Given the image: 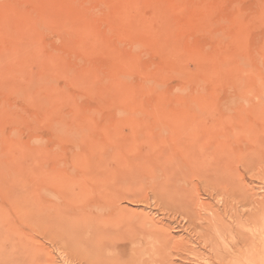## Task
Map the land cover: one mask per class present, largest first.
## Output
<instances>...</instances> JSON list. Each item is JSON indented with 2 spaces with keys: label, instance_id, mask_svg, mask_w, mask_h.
<instances>
[{
  "label": "rangeland",
  "instance_id": "rangeland-1",
  "mask_svg": "<svg viewBox=\"0 0 264 264\" xmlns=\"http://www.w3.org/2000/svg\"><path fill=\"white\" fill-rule=\"evenodd\" d=\"M262 110L264 0H0V208L15 214L16 197L47 216L67 187L111 198L118 212L105 210L112 225L91 248L28 218L45 256L24 264H127L133 243L156 240L163 257L148 249L143 264H231L246 247L260 250L264 146L256 154L253 143L264 144ZM201 140L209 164L199 177L179 150ZM219 144L234 152L228 168ZM167 149L179 163L166 164Z\"/></svg>",
  "mask_w": 264,
  "mask_h": 264
},
{
  "label": "bare ground",
  "instance_id": "bare-ground-1",
  "mask_svg": "<svg viewBox=\"0 0 264 264\" xmlns=\"http://www.w3.org/2000/svg\"><path fill=\"white\" fill-rule=\"evenodd\" d=\"M173 1V0H172ZM185 1V0H184ZM182 3V2H181ZM192 3V2H191ZM209 3V2H208ZM181 7H183V6H181ZM191 7V6H190ZM202 7H203V5H202ZM52 8V7H51ZM184 8V7H183ZM189 8V7H188ZM187 8V9H188ZM194 8V7H193ZM204 8V7H203ZM208 8V7H207ZM181 9V8H180ZM202 9V8H201ZM206 9V8H205ZM182 10V9H181ZM184 10V9H183ZM208 10V9H207ZM213 10H215V9H213ZM192 12V11H191ZM202 12V11H201ZM205 12V11H204ZM230 12V11H229ZM203 13V12H202ZM74 14V13H73ZM197 14V13H196ZM210 14V13H209ZM205 15V14H204ZM211 15V14H210ZM210 17V16H209ZM73 18H74V16H73ZM63 19V18H62ZM174 21V20H173ZM168 23H169V21H168ZM64 24V22L62 23V25ZM145 26V25H144ZM64 28V27H63ZM65 29V28H64ZM166 29V28H165ZM160 30V29H159ZM82 32V31H81ZM81 32H79V34L81 33ZM78 33V32H77ZM146 33V32H145ZM171 33V32H170ZM78 34V36H84L85 34H84V32H83V34L84 35H79ZM119 34V33H118ZM74 35H76V34H74ZM156 36V35H155ZM167 37V36H166ZM166 37H165V39H166ZM81 38V37H80ZM157 38V37H156ZM164 39V40H165ZM167 40H168V38H167ZM102 43H103V41H101ZM106 42V41H105ZM169 42H172V41H169ZM99 44H100V42H98ZM83 65V64H82ZM259 107V106H258ZM245 108H248V107H245ZM257 110H258V108L257 107H255ZM259 109H260V107H259ZM262 109H263V107H262ZM228 110V109H227ZM242 110V109H241ZM241 110L239 111L240 113H241ZM252 110V109H251ZM264 110H262L260 113H262ZM201 112V111H200ZM226 113H227V111H225ZM238 112V113H239ZM253 112H257V111H253ZM237 113V114H238ZM259 113V114H260ZM255 115L257 114V116H254L255 118L257 117L258 118V112L257 113H254ZM263 114V113H262ZM236 115V114H235ZM234 115V116H235ZM250 115V114H249ZM221 116H222V114H221ZM227 116H229L228 114H227ZM239 116V115H238ZM230 117V116H229ZM264 117V114H263V116H262V118ZM221 119H222V117H220ZM224 118H227V117H225L224 116ZM253 118V117H252ZM261 118V119H262ZM220 119V120H221ZM259 119V118H258ZM175 120V119H174ZM181 120V119H180ZM224 120H226V119H224ZM247 120V119H246ZM262 120H264V119H262ZM261 120V121H262ZM184 121V120H183ZM183 121H181V122H183ZM233 121V120H232ZM237 121V120H236ZM235 121V122H236ZM176 122H178V124L180 125L181 124V122H179V120L178 121H176ZM217 121H215V123H216ZM235 122H233V123H235ZM249 122V121H248ZM254 122V119H253V121H252V123ZM263 122V121H262ZM189 123V122H188ZM205 123V122H204ZM209 123V122H208ZM237 123H238V121H237ZM251 123V122H250ZM255 123V122H254ZM167 124V123H166ZM185 124H187V121H186V123ZM228 124H231L230 122H228ZM175 125H176V123H175ZM183 125V124H182ZM188 125H191V124H188ZM235 125H236V127H238V126H240L239 125V123H238V126H237V124L235 123ZM255 125H256V123H255ZM185 126V125H184ZM194 126V125H193ZM195 126H196V124H195ZM232 126V125H231ZM191 127V126H190ZM204 127H206V125L204 126ZM215 127H219V124H218V126L217 125H215ZM230 127V126H229ZM261 127V126H260ZM192 128V127H191ZM202 128V127H201ZM208 128V127H207ZM233 128V127H232ZM246 129V128H245ZM185 130H187V129H184V131ZM241 130V129H240ZM260 130V129H259ZM188 131V130H187ZM210 131V130H209ZM261 131H262V129H261ZM163 132H164V130H163ZM251 132H252V129H251ZM188 134H189V132H187ZM209 133V132H208ZM261 133V132H260ZM212 134V133H211ZM239 134V133H238ZM254 134V133H253ZM262 134H264L263 132H262ZM190 135V134H189ZM189 135H187V136H189ZM214 135V134H213ZM212 135V136H213ZM238 136V135H237ZM236 136V137H237ZM241 136V135H240ZM250 136V135H249ZM260 136H261V134H260ZM155 137H157V136H155ZM190 137V136H189ZM192 137V136H191ZM190 137V139L191 140H193V138H194V140L196 139L195 138V136H193L192 138ZM223 137H224V135H223ZM234 137H235V135H234ZM234 137H231V139H234ZM245 137V136H244ZM158 138V137H157ZM159 138H161V137H159ZM227 137H224V139H226ZM240 138V137H239ZM154 139H156V138H154ZM165 139V138H164ZM179 139V145L181 144V142L182 141H180V138H178ZM241 140H242V138H240ZM244 139V138H243ZM246 139V138H245ZM138 140V139H137ZM158 140V139H157ZM161 140V139H160ZM189 140V139H188ZM190 140V141H191ZM193 140V141H194ZM218 140V139H217ZM216 140V141H217ZM223 140V139H222ZM227 140V139H226ZM229 140V139H228ZM247 140V139H246ZM245 140V141H246ZM253 140V139H252ZM209 141V140H208ZM225 141V140H224ZM244 141V140H243ZM258 141H259V139H258ZM173 142V141H172ZM187 143H188V141H186ZM192 142V141H191ZM200 142V141H199ZM220 142V141H219ZM231 142H232V140H231ZM255 142V141H254ZM262 142H264V141H262ZM140 142H138V144H139ZM186 143V144H187ZM203 142H202V140H201V144H202ZM221 143V142H220ZM233 143V142H232ZM234 143H236V138H235V142ZM154 144H155V142H154ZM165 144V143H164ZM174 144V143H173ZM182 144H183V142H182ZM189 144V145H188ZM187 145H188V147L186 148H183V150L181 149V150H179V151H181V153H183L184 152V156H183V159H184V161L186 162V163H189V165H190V170H193L194 168H193V166L195 165V166H198V167H196L195 169L199 172V169L201 170V167H202V165H203V157H202V155H201V153H204L203 151H204V149H205V143L204 144H202V145H200L198 142H196V143H192V146H190V143H188ZM248 144H251V142H249ZM256 147H254L255 149H254V152H256V151H258V149H259V147L261 148V146L263 147L264 146V144H258V143H253ZM253 144H251V145H253ZM114 145V144H113ZM158 144H156V146H157ZM178 145V146H179ZM184 145H185V143H184ZM200 145V146H199ZM240 144H238V146H239ZM259 145V146H258ZM111 146V145H110ZM138 146V145H137ZM152 146V145H151ZM206 146H210V145H206ZM219 146H220V144H219ZM226 146V145H225ZM244 146H245V144H244ZM157 147H162V146H157ZM157 147H156V149H157ZM172 147V146H171ZM215 147V146H214ZM213 147V148H214ZM232 147V146H231ZM80 148V147H79ZM78 148V149H79ZM110 148H113V147H110ZM215 148H217V144H216V147ZM214 148V150H215V152H216V149ZM238 148V147H237ZM246 148V147H245ZM244 148V149H245ZM116 149H121L120 147L119 148H116ZM155 149V148H154ZM154 149H153V151H154ZM155 149V150H156ZM170 149V148H169ZM169 149H167V151L169 150ZM173 149V148H172ZM231 149L232 148H230V147H221L220 146V151H219V153L221 152V154H220V157L223 159V161L222 160H219L220 159V157L218 158L217 156H216V158L218 159L217 161L218 162H220V161H222L223 163H224V165L228 168V167H230V166H228L229 164L227 163L228 161L226 160V159H230V160H232L233 158V156L231 155V154H233L232 152H231ZM236 149V148H235ZM113 150H115L114 148L112 149V151ZM158 150H159V148H158ZM234 150V149H233ZM249 150H251V149H249ZM260 150V149H259ZM263 148L261 149V155H263L264 153H262L263 151ZM87 151V150H86ZM118 152H119V150H117ZM134 151V150H133ZM161 152H162V149L160 150ZM165 152H167L166 150H164ZM176 152H177V150H175ZM235 151V150H234ZM239 152H240V150H238ZM101 153H102V151H100ZM158 153H160V155H161V152H159V151H157ZM156 152V153H157ZM171 152H173L172 150H171ZM170 150H169V152H167V154L166 153H164V154H166V158H165V160H167L168 159V155H169V158H170V160L169 161H167V163L166 164H168V162L170 163V161H173V158H175V157H173V156H170ZM219 153H217V155H219ZM241 153H243V152H241ZM241 153H239V156L241 157V159L243 160V162H244V156H246L245 155V153L246 154H249V153H247V152H245V153H243L242 155H244V156H241ZM258 153H260L259 151H258ZM123 154V153H122ZM140 154V153H139ZM173 154V153H172ZM177 154H180L179 152L177 153ZM256 154H257V152H256ZM41 155V154H40ZM83 155H84V153H83ZM181 155V154H180ZM213 155V154H212ZM252 155V154H251ZM251 155H249V156H251ZM260 155V154H259ZM259 155H258V157H259ZM148 155H146V157H147ZM153 156V155H152ZM154 156H155V153H154ZM157 156H159V154L157 155ZM157 156L155 157V159L157 158ZM163 156V154L161 155V157ZM176 157H177V155H175ZM236 156V155H235ZM238 156V155H237ZM236 156V157H237ZM47 157V156H46ZM45 157V158H46ZM101 157L103 158V156L101 155ZM137 157V156H136ZM160 156L158 157V158H161ZM171 157H172V160H171ZM181 157V156H180ZM260 157H262V156H260ZM48 158V157H47ZM97 158H99V156L97 157ZM178 158V157H177ZM176 158V159H177ZM232 158V159H231ZM246 158H248V157H246ZM103 159H105V158H103ZM137 159H139V157L137 158ZM149 159V158H148ZM162 159V158H161ZM182 159V158H181ZM237 159V158H236ZM236 159H235V164L234 165H237V161H236ZM240 158H239V160H241ZM250 159H251V157H250ZM250 159H246L247 161L248 160H250ZM258 159V158H257ZM107 160H109V159H107ZM157 160V159H156ZM159 160V159H158ZM156 161V162H158V163H160L159 161ZM178 160H179V158L177 159V163H179L178 162ZM225 160H226V162H225ZM229 160V161H230ZM245 160V161H246ZM252 160H255V157H254V159H253V156H252ZM259 160V159H258ZM45 161H46V159H45ZM106 161V160H105ZM136 161V160H135ZM146 161V160H145ZM151 161V160H150ZM216 161V160H215ZM104 162V161H103ZM166 162V161H165ZM175 162V161H174ZM175 162V163H176ZM222 162H220V163H222ZM88 163V162H87ZM92 163H94V162H92ZM135 163H137V162H135ZM158 163L156 164V165H158ZM204 163H208V162H204ZM227 163V164H226ZM230 163V162H229ZM249 163V162H248ZM47 164H48V162H47ZM125 164V163H124ZM162 164V163H161ZM205 164V165H206ZM209 164V163H208ZM233 164V163H232ZM245 165L247 164V162L246 163H244ZM243 164V165H244ZM96 165V164H95ZM155 165V166H156ZM205 165L203 166V167H205ZM216 165H218L217 164V162H216V164H215V166ZM244 165V166H245ZM248 165V164H247ZM246 165V166H247ZM49 166V165H48ZM90 166V165H89ZM118 166V165H117ZM154 166V167H155ZM180 166V165H179ZM209 166V165H208ZM233 166V165H232ZM32 167V166H31ZM83 167H85V166H83ZM153 167V168H154ZM172 167H173V165H172ZM210 167V166H209ZM221 166L219 165V168H220ZM35 168V167H34ZM34 168H32L33 170H34ZM159 168V167H158ZM158 168H157V166H156V168L155 169H157L158 170ZM161 168H162V166H161ZM169 168H170V166H169ZM184 168V167H183ZM216 168V167H215ZM222 168V167H221ZM226 168V169H227ZM249 168H253V167H249ZM166 169V168H165ZM173 169H175V168H173ZM217 169V168H216ZM225 169V168H224ZM225 169V171H227ZM185 170V169H184ZM187 170V169H186ZM203 170V169H202ZM202 170H201V172H202ZM220 170V169H219ZM223 170V169H222ZM229 170L231 171V168H229ZM46 171V170H45ZM45 171H44V173H45ZM67 171V170H66ZM163 171V170H162ZM181 171V170H180ZM204 171V170H203ZM224 171V170H223ZM68 172V171H67ZM167 172L169 173V171H168V169H167ZM171 172V171H170ZM176 172H179L178 170L176 171ZM183 172V171H182ZM192 172V171H191ZM197 172V173H198ZM201 172H199V177L203 174V173H201ZM233 172V171H232ZM235 172V171H234ZM233 172V173H234ZM28 173V172H27ZM41 173V172H40ZM53 173H54V171H53ZM158 173V172H157ZM168 173L166 174V175H168ZM226 172H224V174H225ZM54 174H56V173H54ZM141 174V173H140ZM139 174V175H140ZM171 174V173H170ZM169 174V176H172V175H170ZM174 175H175V173H173ZM177 174V173H176ZM193 174V173H192ZM220 174V173H219ZM228 174V173H227ZM231 174V173H230ZM48 175V174H47ZM50 175V174H49ZM87 175V174H86ZM105 175V174H104ZM125 175V174H124ZM180 175V174H179ZM187 175H188V173H187ZM222 175V174H221ZM220 175V176H221ZM42 176H44V175H42ZM88 176V175H87ZM126 176V175H125ZM124 176V177H125ZM181 176V175H180ZM190 176V175H189ZM75 177V176H74ZM173 177V176H172ZM191 177V176H190ZM71 178H72V176H71ZM101 178V177H100ZM181 178V177H180ZM48 179H50V178H48ZM64 180V179H63ZM67 180V179H66ZM133 180V179H132ZM164 180V179H163ZM188 180V179H187ZM189 180H190V178H189ZM192 180V179H191ZM190 180V181H191ZM167 182H168V180H166ZM165 181V182H166ZM170 181V180H169ZM21 182H23V181H21ZM41 182V181H40ZM71 182V181H70ZM70 182H69V184H70ZM94 182V181H93ZM134 182H136V184H138V181H135V180H133L132 181V183H134ZM167 182H166V184H167ZM44 183V182H43ZM98 183V182H97ZM96 183V184H97ZM104 183H105V181H104ZM185 183V182H184ZM68 184V185H69ZM93 184V183H92ZM49 185V184H48ZM182 185V184H181ZM37 186V185H36ZM54 186V185H53ZM57 186V185H56ZM55 186V187H56ZM70 186V185H69ZM129 186H131V185H129ZM166 186V185H165ZM164 186V187H165ZM186 186V185H185ZM55 187H53L54 189H55ZM71 187V186H70ZM44 188V187H43ZM46 188V187H45ZM51 188V187H50ZM52 188V189H53ZM99 188V187H98ZM100 188H102L101 186H100ZM168 187H166V189H167ZM22 189V188H21ZM23 189H24V187H23ZM22 189V190H23ZM53 189V190H54ZM79 189V188H78ZM116 190H117V188H115ZM133 189V188H132ZM165 189V188H164ZM26 190V189H25ZM41 190H43V189H41ZM48 190V189H47ZM47 190H46V193H47ZM55 190H57V189H55ZM74 190V189H73ZM99 190V189H98ZM61 191H63V190H61ZM29 193H30V191H28ZM57 192H59L58 190H57ZM98 192V191H97ZM161 192V191H160ZM181 191H179V193H180ZM4 193V192H3ZM182 193V192H181ZM51 194V193H50ZM58 194V193H57ZM59 194H60V192H59ZM58 194V195H59ZM99 194V193H98ZM10 195V194H9ZM52 195V194H51ZM57 195V196H58ZM19 196H20V194H19ZM30 196V195H29ZM35 196V195H34ZM42 196H44V195H42ZM120 196V195H119ZM7 197V196H6ZM68 197H75V198H68ZM117 197V196H116ZM180 197H181V199H180V203H181V205L183 206V207H187L188 209L190 208V206H191V203H188L189 205H187V203H186V201L185 200H187V199H185L186 197H184V195H183V193L182 194H180ZM51 198V197H50ZM60 198H62V196L60 197ZM63 200H65L67 203H65L63 200H61V203H60V201H57V202H53V203H50L49 205L50 206H48L47 208H46V215L47 216H45V214H41V216H37V215H40V214H38L37 213V209L35 210L36 212L35 213H37V214H34V212H33V206H34V204H36V202H33V203H30L29 201H27V200H24V201H20L19 199H16V197H15V200H17L16 201V203L18 204L17 206H14L13 208H15V209H13V210H11V211H13V212H15V214H11L10 213V211H9V209L7 210L6 208L4 209V208H0V264H24V261L25 260H27V261H31V260H34V259H39L40 258V256H45V253L44 252H42V249H38V247L37 248H35V246H33V244H32V239L30 238V235L28 234V232L26 231V228H27V220H28V218H31V219H33L34 221H35V223H36V229L35 230H37V231H40V232H43V231H45V232H47V231H50V230H52V229H65V230H70V231H72V232H75L76 234H80V238H82V240H84V242L86 243V244H88V246L91 248V245H96V243L99 241V237H101V236H103L105 233H103V231H102V229L104 230V231H107V226L109 225V227L112 225V222H113V219L110 217V218H108L106 215L107 214H105V210L107 209V210H109V209H112V208H114L115 210H114V212H116V214H118V212H117V209L113 206V204H111L112 203V201H111V198L109 199V198H107V197H101V198H99V199H94L93 198V201H91V200H88V196L87 195H85L84 194V192L82 191V189L80 190V192L79 193H77V195L75 196L74 194H73V192H72V190L70 189V190H68L67 189V187H66V191H64V195H63ZM189 198V197H188ZM48 199H49V197H48ZM53 199V198H52ZM51 199V200H52ZM54 199H55V197H54ZM185 199V200H184ZM59 200V199H58ZM38 201V200H37ZM62 201L65 203V204H62ZM115 201V200H114ZM193 201V200H192ZM195 201V200H194ZM6 202H7V200H6ZM48 202V201H47ZM70 202H71V204L72 205H70ZM12 202H10V205H13V203L11 204ZM25 203H26V205H25ZM43 204V203H42ZM111 204V205H110ZM192 204H194V203H192ZM263 204H264V202L262 203V204H260V206H261V208H260V210L262 209V206H263ZM25 205V207H23ZM189 206V207H188ZM257 206V205H256ZM195 207V206H194ZM263 209H264V207H263ZM192 210H193V208H192ZM185 211H188V210H186L185 209ZM264 212V211H263ZM185 213H188V212H185ZM212 213H214V212H212ZM218 214V213H217ZM193 215H195V214H193ZM213 215H215V214H213ZM29 216V217H28ZM48 216H49V218H50V220L51 221H49L48 223H47V220H48ZM260 216H261V214H260ZM263 216V215H262ZM261 216V217H262ZM217 217H218V215H217ZM121 218V217H120ZM263 218V217H262ZM261 218V219H262ZM122 219V218H121ZM21 225H24L23 227L21 226ZM263 225V224H262ZM228 227V226H227ZM262 228H264V227H262ZM263 230V229H262ZM263 232V231H262ZM261 233V232H260ZM260 233H259V235H260ZM250 234H252V233H250ZM148 236H152V235H148ZM251 236V235H250ZM262 236V235H261ZM244 237V236H243ZM248 237V236H247ZM152 238V237H151ZM154 239H155V237H153ZM246 238V237H245ZM244 238V239H245ZM249 238V237H248ZM253 238V237H252ZM157 239V238H156ZM155 239V240H156ZM254 239V238H253ZM253 239H251V243H253L252 241H253ZM246 240V239H245ZM250 240V239H249ZM257 240H258V238H257ZM262 240V239H261ZM157 241V240H156ZM156 241L153 243H151L150 244V246H149V250L151 251V253L153 252V256L154 255H156V257H163V252H162V249L161 250H159L157 247H156ZM249 242V243H250ZM262 242V244H261V249H260V247L258 248V249H260V250H256L255 248H253V247H246V245H245V249L244 250H241V251H239V254H240V256L241 257H238L237 259H234V262L233 263H231V264H244L243 263V261L245 260L247 263L246 264H264V240H262L261 241ZM259 242L257 241L256 242V245L255 246H257V245H259L258 244ZM144 245H145V242H144ZM191 245H193V244H191ZM81 247V246H80ZM89 247H87V249H89ZM115 247V246H114ZM114 247L112 248L111 247V249H114ZM144 246H141L140 244H138V243H133V245L131 246V248H130V252L128 253L132 258H131V261H129V263H127V264H143V261H144V256H145V254H147V251H148V249H146V247L145 248H143ZM258 247V246H257ZM193 250V249H192ZM109 251H110V249H109ZM107 253H109V252H107ZM117 255H119V254H117ZM113 256H115V255H113ZM125 256H127V254L125 255ZM125 256H123V257H121V260L125 257ZM152 256V255H151ZM155 257V258H156ZM119 259H120V257H118ZM118 258H117V261H118ZM149 258H151V257H149ZM120 261V260H119ZM121 262V261H120ZM161 262V261H160ZM213 262V261H212ZM215 262V261H214ZM221 262H223V261H221ZM228 262V261H227ZM119 263V262H118ZM154 263V262H153ZM119 264H123V263H119ZM213 264V263H212ZM222 264V263H221ZM225 264H226V262H225Z\"/></svg>",
  "mask_w": 264,
  "mask_h": 264
}]
</instances>
